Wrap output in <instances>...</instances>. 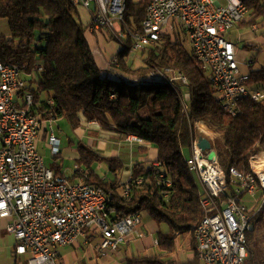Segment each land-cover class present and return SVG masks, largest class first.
Here are the masks:
<instances>
[{
  "label": "trees",
  "instance_id": "obj_1",
  "mask_svg": "<svg viewBox=\"0 0 264 264\" xmlns=\"http://www.w3.org/2000/svg\"><path fill=\"white\" fill-rule=\"evenodd\" d=\"M151 0H125L124 27L139 31ZM250 19L239 23L252 25L264 20V2L245 0ZM83 7L71 0H0V20H6L10 37L0 35V60L30 71L40 65L34 86L27 90L39 102L38 114L67 117L81 112L87 121H96L101 129L119 138L135 135L157 150L159 167H144L143 161L132 166L128 182L131 198L122 196L123 185L101 179L94 163H105L117 176L124 162L116 157H101L84 145L78 146L76 163L88 172V182L110 195L105 216L117 220L145 211L157 224H166L167 233L159 232L158 244L171 250L177 233H189L200 219V188L186 164L184 152L190 153L193 121L200 120L223 137L212 142L217 159L225 172L233 166L248 171L249 159L264 153V95L258 101L246 97L239 102V113H227L213 89L208 73L175 33H163L161 40L139 52L135 66L131 41L112 56L102 68L88 43L81 15ZM100 31V30H99ZM111 41L115 40L109 36ZM117 59V65L112 60ZM255 61L253 60V63ZM170 67L186 76L189 94L186 107L163 81L150 76L155 68ZM247 85L264 92V67L250 69ZM113 95V96H112ZM52 100L48 105L47 100ZM59 154L50 168L62 174ZM162 177H161V176ZM142 179L140 184L136 181ZM169 181L170 185L163 184ZM228 189L232 186L228 179ZM264 228V205L253 218L247 234L245 264H263L264 251L259 233ZM127 264H176L161 258H131ZM187 264H198L197 260Z\"/></svg>",
  "mask_w": 264,
  "mask_h": 264
},
{
  "label": "built area",
  "instance_id": "obj_2",
  "mask_svg": "<svg viewBox=\"0 0 264 264\" xmlns=\"http://www.w3.org/2000/svg\"><path fill=\"white\" fill-rule=\"evenodd\" d=\"M71 2L88 10L89 30H103L121 49L129 37L131 52L159 42L169 29L184 30L193 57L206 69L223 109L232 116L239 113L242 99L258 101L264 95L261 89L247 85V76L239 71L235 45L226 37L247 19L245 0H151L139 31L124 27L125 0ZM112 62L117 65L116 58ZM41 70L40 65L27 71L0 60V219L8 220L6 232L15 239L13 253L26 264H58L59 248L90 232L98 236L100 255L114 253L134 235H143L139 231L142 216L135 212L108 220L104 213L110 195L88 182L87 171L76 163L74 174L68 177L55 174L45 164L37 150L39 131L44 120L49 125L51 151L58 153L59 141L51 125L55 118L42 119L35 94L26 89L34 86ZM150 76L166 83L186 107L189 94L181 92L188 84L186 76L170 67L155 68ZM198 131L193 126L190 156L186 158L189 171L200 183L202 215L192 228L196 256L200 264H245L247 234L264 205V154L250 157L248 171L231 166L225 172L218 159L208 160L197 147L200 137H208L203 130ZM126 140L144 143L131 134ZM151 165L159 167L161 163L154 161L148 167ZM122 196L131 198L128 183L122 186Z\"/></svg>",
  "mask_w": 264,
  "mask_h": 264
},
{
  "label": "crops",
  "instance_id": "obj_3",
  "mask_svg": "<svg viewBox=\"0 0 264 264\" xmlns=\"http://www.w3.org/2000/svg\"><path fill=\"white\" fill-rule=\"evenodd\" d=\"M81 15L84 23L88 24L90 21L88 10L82 8ZM249 19L248 15L246 20L248 21ZM234 28L246 29V31H241L240 38L232 40L233 44L241 40L243 47L252 48L256 52V54L250 56L249 62L246 60L244 63L246 65L244 68L246 69L239 67L240 73L247 76L250 71V65L252 66L257 61L258 51L264 50V20L258 19L250 26L238 23L232 29ZM228 32L226 35H229ZM256 32L259 33L257 34ZM86 37L97 64L102 68L106 67L112 56L120 48L117 46L112 52H107V46H105L107 42L106 34L103 30L93 31L88 29ZM95 49H98V52ZM253 60L255 61L254 63ZM261 67H264V62L260 63L259 68ZM197 121L204 127H197ZM51 125L54 135L59 141L58 154L60 157L56 163L58 164L61 161L62 174L68 177L74 174L73 166L76 164L75 160L79 157L78 146L83 145L84 141H86L84 146L97 152L101 157H116L124 162V166L117 176L108 172L105 163H94L93 165L95 173L101 179L114 182L115 185H124L129 182L132 166L137 162L143 161L144 167H148L152 162L157 161V150L149 144L145 142L143 144L137 142L130 144L126 137L119 138L116 133L101 129L96 121H87L81 112L63 118H56L52 120ZM48 126V123L43 120L39 131L37 149L43 159L49 154L50 161L45 162L44 160V162L50 167L57 153H52L51 151L48 142ZM193 126L199 128V131L203 130L211 141H213L212 136H215V134L220 136L216 140H223L221 135L209 129L200 120H194ZM140 214L143 225L139 231H142L143 235L140 237L134 235L129 241L121 244L116 252L100 255L96 249L98 236L90 232L85 236L79 237L76 243L59 248L58 264H127V260L131 258L155 257L176 264H187L194 260H197V263L200 264L195 253L192 231L185 234L177 233L174 238L173 249L163 250L158 244L157 235L159 232L167 233L169 227L164 223L157 224L149 218L145 211H141ZM7 224V219H0V264H19L18 260H21L22 264H26L25 259L17 257L13 253L15 239L6 232Z\"/></svg>",
  "mask_w": 264,
  "mask_h": 264
},
{
  "label": "rangeland",
  "instance_id": "obj_4",
  "mask_svg": "<svg viewBox=\"0 0 264 264\" xmlns=\"http://www.w3.org/2000/svg\"><path fill=\"white\" fill-rule=\"evenodd\" d=\"M241 31L245 32L246 29L240 30L238 28H234V29L230 30L228 32L229 35H226V36H227V38L230 41H232V40L234 41V40H237V39L240 38V34L242 33ZM256 33L258 34L259 32H256ZM169 34H173L171 29H169ZM175 34L178 37V39L182 40V42H184L185 45L188 48L190 47V45L188 43L187 34H186V32L184 30H181L179 27H177V33H175ZM0 35H4L6 37H10V31H9L8 24H7L6 20H0ZM106 41L107 42L105 43L106 44L105 46H107V52L108 51L112 52V50H115L117 46L119 47V45L116 42L111 41L109 39V35L107 36V34H106ZM234 44H235V47H236L235 50H236L237 63L239 65V67H242L243 69H246V68H244V67H246V65L244 63L246 62V60L249 62L250 56L253 55V54H256V52H254V50H252V48L243 47V42L241 40L239 42H237V43H234ZM95 51L98 52V49H95ZM257 54H258L257 61L252 66L250 65V69L259 68L260 63L264 62V50L258 51ZM132 58H133V63H134L135 66L140 64L139 52H134V54H132ZM185 91H186L185 88H181V92L182 93H186ZM185 103H188V100H186ZM218 138H220V136H218L216 134H215V136L213 135L212 136L213 142L219 141V140H216ZM37 144H38V142H37ZM82 144L83 145L86 144V141H84ZM37 147H38V145H37ZM38 153H39V151H38ZM262 154H264V153H262ZM189 156H190V153L185 151L184 152V157L188 158ZM50 159L51 158H50L49 154H47L46 157L44 158L45 162H49ZM195 179H196L197 185H200L198 179L197 178H195ZM259 238H260V246L262 247V249L264 251V228L260 231ZM62 252L64 253V251H62ZM18 263L22 264V261L18 260ZM58 263H59V258H58Z\"/></svg>",
  "mask_w": 264,
  "mask_h": 264
},
{
  "label": "water",
  "instance_id": "obj_5",
  "mask_svg": "<svg viewBox=\"0 0 264 264\" xmlns=\"http://www.w3.org/2000/svg\"><path fill=\"white\" fill-rule=\"evenodd\" d=\"M197 147L201 150L202 153H206L208 160H216L217 153L213 147L211 139L208 137H200L197 143Z\"/></svg>",
  "mask_w": 264,
  "mask_h": 264
},
{
  "label": "bare ground",
  "instance_id": "obj_6",
  "mask_svg": "<svg viewBox=\"0 0 264 264\" xmlns=\"http://www.w3.org/2000/svg\"><path fill=\"white\" fill-rule=\"evenodd\" d=\"M197 127H204L200 122L197 121ZM198 133L200 134V131H198Z\"/></svg>",
  "mask_w": 264,
  "mask_h": 264
}]
</instances>
